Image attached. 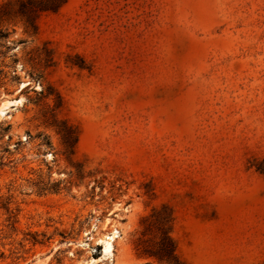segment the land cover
Returning a JSON list of instances; mask_svg holds the SVG:
<instances>
[{"label": "rangeland", "instance_id": "1", "mask_svg": "<svg viewBox=\"0 0 264 264\" xmlns=\"http://www.w3.org/2000/svg\"><path fill=\"white\" fill-rule=\"evenodd\" d=\"M86 262L264 264V0H0V264Z\"/></svg>", "mask_w": 264, "mask_h": 264}, {"label": "trees", "instance_id": "2", "mask_svg": "<svg viewBox=\"0 0 264 264\" xmlns=\"http://www.w3.org/2000/svg\"><path fill=\"white\" fill-rule=\"evenodd\" d=\"M173 253H174V249L173 248L168 251V255H173Z\"/></svg>", "mask_w": 264, "mask_h": 264}, {"label": "water", "instance_id": "3", "mask_svg": "<svg viewBox=\"0 0 264 264\" xmlns=\"http://www.w3.org/2000/svg\"><path fill=\"white\" fill-rule=\"evenodd\" d=\"M84 264H89V263L86 262V263H84Z\"/></svg>", "mask_w": 264, "mask_h": 264}, {"label": "bare ground", "instance_id": "4", "mask_svg": "<svg viewBox=\"0 0 264 264\" xmlns=\"http://www.w3.org/2000/svg\"><path fill=\"white\" fill-rule=\"evenodd\" d=\"M87 263H89V262H87Z\"/></svg>", "mask_w": 264, "mask_h": 264}]
</instances>
